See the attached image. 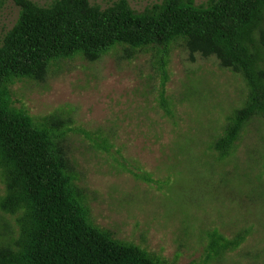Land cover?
Instances as JSON below:
<instances>
[{"label": "rangeland", "instance_id": "1", "mask_svg": "<svg viewBox=\"0 0 264 264\" xmlns=\"http://www.w3.org/2000/svg\"><path fill=\"white\" fill-rule=\"evenodd\" d=\"M47 6L53 0H30ZM105 9L117 0H89ZM136 13L161 0H126ZM195 5L206 0H193ZM19 9L0 0V44ZM116 48L95 63H53L43 82L9 87L12 107L34 119L55 113L91 224L165 264H264V120L252 118L223 158L209 149L243 107L242 78L214 58L190 61L181 46L167 57L163 98L155 49L130 60ZM4 187L0 181V197ZM242 236L238 247L210 253V235ZM17 237L0 211V246Z\"/></svg>", "mask_w": 264, "mask_h": 264}, {"label": "trees", "instance_id": "2", "mask_svg": "<svg viewBox=\"0 0 264 264\" xmlns=\"http://www.w3.org/2000/svg\"><path fill=\"white\" fill-rule=\"evenodd\" d=\"M16 23L0 44V211L14 217L17 237L0 246V264H165L143 249L115 240L94 227L75 184L61 141L67 130L55 113L34 119L12 107L9 87L21 80L43 82L60 60L95 63L116 48L130 60L155 49L163 98L167 57L178 45L193 61L214 58L221 69L240 76L246 87L243 107L226 120L222 136L209 149L218 159L234 149L244 126L264 120V0H161L136 13L126 0L105 9L89 0H53L38 6L12 0ZM213 232L208 250L219 255L238 247Z\"/></svg>", "mask_w": 264, "mask_h": 264}]
</instances>
